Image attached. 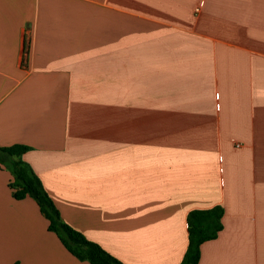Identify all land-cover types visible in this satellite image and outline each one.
<instances>
[{
    "label": "crops",
    "instance_id": "0c3cea01",
    "mask_svg": "<svg viewBox=\"0 0 264 264\" xmlns=\"http://www.w3.org/2000/svg\"><path fill=\"white\" fill-rule=\"evenodd\" d=\"M124 264H264V0H0V148ZM0 164V264L74 256Z\"/></svg>",
    "mask_w": 264,
    "mask_h": 264
},
{
    "label": "trees",
    "instance_id": "16d2710c",
    "mask_svg": "<svg viewBox=\"0 0 264 264\" xmlns=\"http://www.w3.org/2000/svg\"><path fill=\"white\" fill-rule=\"evenodd\" d=\"M30 147L16 144L0 148V164L12 174L10 186L17 200L32 197L41 212L49 221V230L56 233L65 247L80 260L91 264H124L106 251L98 243L88 240L82 233L66 224L58 208L36 175L32 167L22 159ZM224 208L221 205L210 209H196L189 212L188 247L180 264H198L201 246L204 242L215 239L223 229Z\"/></svg>",
    "mask_w": 264,
    "mask_h": 264
}]
</instances>
